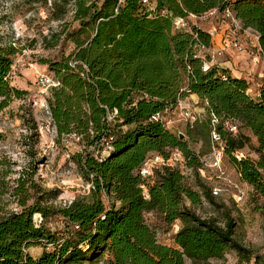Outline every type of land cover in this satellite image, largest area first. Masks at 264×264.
<instances>
[{
	"label": "trees",
	"instance_id": "trees-1",
	"mask_svg": "<svg viewBox=\"0 0 264 264\" xmlns=\"http://www.w3.org/2000/svg\"><path fill=\"white\" fill-rule=\"evenodd\" d=\"M149 1L154 9L142 0H126L122 5L118 0H63L65 6H75L79 28L69 38L76 51L61 61L45 62L60 83L48 103L58 137L74 135L85 145L87 151L80 159L92 194L65 208L46 209L28 206L25 192L22 211L0 220V264H87L104 255H108L106 264H207L223 259L231 250L251 263L250 253L235 239L236 225L230 214L221 226L214 219L198 217L188 207V202L213 203L215 198L201 177V155L191 149L190 142L210 140L212 153V119L216 117L225 158L264 199V77L253 99L247 81L226 69L213 66L204 72L205 58L199 52L213 47L209 31L192 24L176 31L174 20L212 10L222 17L229 9L244 28L258 33L264 56V0ZM15 54L13 48H0V113L27 95L11 85ZM73 61L86 65L88 73L81 66L73 68ZM192 96L198 97L209 120L188 124V140L152 120L157 113L174 112ZM107 109L118 111L111 123ZM227 123L236 125L238 132H229ZM244 130L257 140L254 151L259 161L246 157L239 161L234 156L251 143ZM109 138L113 150L99 161ZM176 149L183 153L199 190L188 182L191 175L179 168L160 169L153 179L140 175L148 158L156 154L168 158ZM105 195L111 199L110 207ZM150 213L160 215L169 226L181 223L176 248L159 243L146 221ZM36 214L43 218L39 227L34 222ZM55 215L66 221L62 235L45 225ZM36 245L44 247L39 257L30 254Z\"/></svg>",
	"mask_w": 264,
	"mask_h": 264
},
{
	"label": "rangeland",
	"instance_id": "rangeland-1",
	"mask_svg": "<svg viewBox=\"0 0 264 264\" xmlns=\"http://www.w3.org/2000/svg\"><path fill=\"white\" fill-rule=\"evenodd\" d=\"M236 1V0H231ZM75 6H65L63 0H0V48H13L14 65L10 77L12 87L25 91L22 100H15L0 113V220L11 213L20 212V203L27 193L28 206L38 204L46 209H60L76 199H89L93 186L85 176L80 157L85 155L83 142L76 136L58 137L50 116L39 104L49 98L40 93L38 75H51L46 61L57 62L68 58L76 51L69 33L79 28L74 21ZM199 27L205 31L212 29L218 33L213 39V50H219L224 41L238 40L243 53L228 49L217 55L210 64L226 69L229 73L249 84L250 96L257 99L264 77V56L260 52L253 35L244 31L234 33L222 17ZM31 65H34L31 67ZM187 114L200 115L203 123L209 116L197 100L187 99L168 116L169 129L188 140ZM251 143L243 153L246 158L259 161L254 151L257 140L250 132ZM210 140L190 142L191 149L201 155L204 174H201L208 188L222 189L214 202L203 199L202 204L187 203L198 217L214 219L224 226L226 214L235 222V239L250 253V264H264V199L254 188L239 176L229 157H224L222 170L212 168ZM95 151V150H88ZM97 151V150H96ZM222 171L225 173L220 179ZM188 182L195 190V175L184 169ZM264 179V170H262ZM241 191L243 199L235 196ZM35 219V217H34ZM147 223L157 233L159 243L176 248L175 235L181 228L177 222L169 226L162 222L160 215H146ZM46 227L57 235L66 229V221L61 216H52L45 222ZM49 249H52L50 247ZM43 245L30 249L33 257L40 256ZM108 255L101 256L87 264H106ZM187 264H192L187 261ZM207 264H246L238 253L229 251L221 260H211Z\"/></svg>",
	"mask_w": 264,
	"mask_h": 264
},
{
	"label": "built area",
	"instance_id": "built-area-1",
	"mask_svg": "<svg viewBox=\"0 0 264 264\" xmlns=\"http://www.w3.org/2000/svg\"><path fill=\"white\" fill-rule=\"evenodd\" d=\"M119 1V5H122L126 2V0H118ZM50 4L52 3V1H49ZM143 4L146 6H149L151 9H154L153 6H151L150 1L149 0H142ZM220 14L218 10H212L204 15L201 16H196V15H190L187 18H177L174 20V29L176 31H183V30H187L190 26V24L194 25L197 28H201L199 27L201 24H208L210 23L212 20L219 18ZM223 19L225 21H227L229 27H231V29H233L234 33H238L239 31H244V33H246L247 35H253L254 39H256L257 41V45L259 47L260 52H262L260 44H259V35L256 31L248 28H244L242 23L236 18L235 14L231 11V10H226L223 13ZM210 35L212 38H214L215 35H217L218 33L216 32V30L212 29L209 31ZM213 40V39H212ZM213 48V47H212ZM212 48L206 49V48H201V52L200 55H208V59L211 60H215V58L217 57V55L221 56L223 52H226L228 49H233L236 50L238 53H243L244 52V48L241 45V43L238 40H234V41H224L222 44L221 49L219 50H213ZM203 57V56H202ZM205 58V57H204ZM211 60H204L203 63V71L204 72H208L210 70L211 67H213V64H210ZM34 65H31V67H33ZM71 66L73 68H76L77 66H81L83 71L88 73L89 69L86 65H84L83 63L80 62H72ZM85 76V75H84ZM37 84L39 86L40 89V93L41 94H45L48 98L51 97V92L53 89H56L60 86V83L54 78V76H50L48 74H40L38 75V79H37ZM186 101V100H185ZM185 101H181L179 104L182 105ZM37 104H39V106L46 110L47 114L50 116L51 118V112H50V106L49 103L46 99L44 100H40ZM173 111L171 110H166V112H160L157 113L155 116H153L152 120L155 122H159L163 125H165L167 128H169V124L170 121L168 120V116L172 113ZM107 121L108 123H111L115 117H117L118 115V111L115 110L113 112H110L107 109ZM187 116L189 117L188 119V123L189 124H194L195 122L201 120L199 118L200 115H194V114H187ZM219 124V120L216 117H213L212 119V132H211V139H212V153H211V167L218 169V170H222V162L223 159L225 157V144L222 138V135L217 131L216 126ZM226 128L229 130V132L236 134L238 132V128L236 125L227 123ZM113 139L109 138L107 140L106 146L104 148V151L102 152V155L98 158L99 161H103V159L113 150V146L111 145V141ZM236 157L237 160L241 161L242 159L245 158L243 153L237 152L234 155ZM164 168H179L181 171L187 170L186 168V162H185V158L183 153L176 149L171 151L170 156L168 158L163 157L162 155L156 154L151 156L150 158H148L141 170H140V175L144 178V179H153L155 176L156 171L160 170V169H164ZM188 171V170H187ZM202 174H204V171H201ZM225 176V173L222 171L220 179H223V177ZM142 189L144 190V196L146 199H149V194H148V190L145 186L142 187ZM212 192L213 195L215 197H218L221 195L222 189L218 188V187H214L212 188ZM104 199L106 201V204L110 207V205L112 204L111 199L108 196H104ZM235 199H237L238 201H241L243 199V195L242 192L239 191L238 194L235 196ZM72 204V202L70 203V205ZM34 222L36 223V225L39 227L42 222H43V218L40 214H36L35 215V219Z\"/></svg>",
	"mask_w": 264,
	"mask_h": 264
},
{
	"label": "crops",
	"instance_id": "crops-1",
	"mask_svg": "<svg viewBox=\"0 0 264 264\" xmlns=\"http://www.w3.org/2000/svg\"><path fill=\"white\" fill-rule=\"evenodd\" d=\"M190 100H192V101H193V100H197V101H198L199 99H198L197 96H192V97L190 98ZM38 257H39V256H38Z\"/></svg>",
	"mask_w": 264,
	"mask_h": 264
},
{
	"label": "water",
	"instance_id": "water-1",
	"mask_svg": "<svg viewBox=\"0 0 264 264\" xmlns=\"http://www.w3.org/2000/svg\"><path fill=\"white\" fill-rule=\"evenodd\" d=\"M181 139H183V135H181Z\"/></svg>",
	"mask_w": 264,
	"mask_h": 264
}]
</instances>
